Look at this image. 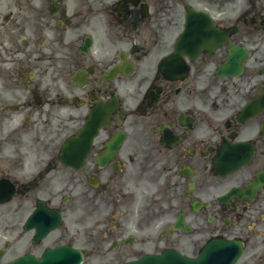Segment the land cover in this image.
Masks as SVG:
<instances>
[{
    "label": "flooded vegetation",
    "instance_id": "obj_1",
    "mask_svg": "<svg viewBox=\"0 0 264 264\" xmlns=\"http://www.w3.org/2000/svg\"><path fill=\"white\" fill-rule=\"evenodd\" d=\"M0 8L10 10L12 37L26 31L21 46L9 41L22 92L14 113H0V193L11 194L0 203V264L77 243L87 256H123L133 253L132 230L153 228L139 251L188 256L196 237L236 240L239 264H264V0ZM191 10L210 19L204 41L178 42L185 27L198 33ZM226 63L241 75L219 76ZM93 110L108 121L83 134L93 136L90 153L70 169L60 149ZM39 206L58 217L42 238L36 219L26 226ZM179 218L189 233L171 231Z\"/></svg>",
    "mask_w": 264,
    "mask_h": 264
},
{
    "label": "water",
    "instance_id": "obj_2",
    "mask_svg": "<svg viewBox=\"0 0 264 264\" xmlns=\"http://www.w3.org/2000/svg\"><path fill=\"white\" fill-rule=\"evenodd\" d=\"M76 140L68 143L65 149L67 154H74ZM239 247L236 245L212 244L209 245L197 261H187L178 255H166L160 258L147 257L140 262L132 264H234L239 256ZM68 256L76 260L75 264H79V258L72 253ZM15 264H35L29 260H23Z\"/></svg>",
    "mask_w": 264,
    "mask_h": 264
},
{
    "label": "rangeland",
    "instance_id": "obj_3",
    "mask_svg": "<svg viewBox=\"0 0 264 264\" xmlns=\"http://www.w3.org/2000/svg\"><path fill=\"white\" fill-rule=\"evenodd\" d=\"M12 74L10 67L0 68V76L4 79L8 78ZM3 86V82H0V88ZM12 98L2 93L0 89V104L11 102Z\"/></svg>",
    "mask_w": 264,
    "mask_h": 264
}]
</instances>
